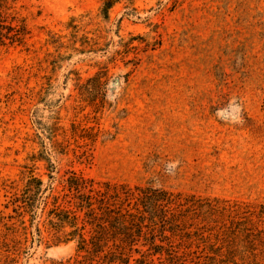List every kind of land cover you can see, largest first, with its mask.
Here are the masks:
<instances>
[{"label":"rangeland","instance_id":"374dc122","mask_svg":"<svg viewBox=\"0 0 264 264\" xmlns=\"http://www.w3.org/2000/svg\"><path fill=\"white\" fill-rule=\"evenodd\" d=\"M30 46H0V264L5 212L24 186L31 156L51 152L64 173L98 182L151 184L183 195L264 204V0H138L101 13L103 0H27ZM104 31L110 46L79 53L47 42ZM103 33V32H102ZM134 42L125 55L121 40ZM106 67L104 85L89 81ZM106 94L93 106L85 86ZM87 100V101H86ZM57 144L49 138L55 122ZM73 124L85 128L86 139ZM96 134V135H94ZM95 136V140L92 137ZM35 173L46 172L38 162ZM257 226L264 221L255 218ZM19 264H53L78 255L76 242L47 246L30 236ZM257 250L263 255L264 244Z\"/></svg>","mask_w":264,"mask_h":264},{"label":"trees","instance_id":"16d2710c","mask_svg":"<svg viewBox=\"0 0 264 264\" xmlns=\"http://www.w3.org/2000/svg\"><path fill=\"white\" fill-rule=\"evenodd\" d=\"M137 1L103 0L101 13L109 20L111 10L123 2L130 9L128 15L138 13ZM41 15L42 9L27 0H0V46H30V21ZM81 21L73 16L67 22L68 41L50 29L47 42L74 46L79 53L111 45L102 29L96 37L81 33ZM139 37L121 40L123 49L116 54L132 52ZM107 72L101 68L89 81L104 85ZM105 95L99 86L83 89L93 106H99L95 97H102L104 103ZM59 119L49 134L55 144L62 128ZM73 128L75 135L86 139L85 128L76 124ZM38 162L45 163L44 174L35 173ZM23 179L24 186L6 204L11 212H5V264H19L30 236L47 246L76 242L78 255L68 264L261 263L257 245L264 244V228L257 226L255 218L264 221V204L256 210L247 202L185 196L151 184L98 182L73 169L61 173L47 151L31 156Z\"/></svg>","mask_w":264,"mask_h":264}]
</instances>
